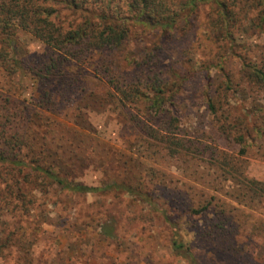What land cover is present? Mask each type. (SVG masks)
<instances>
[{
    "label": "trees",
    "instance_id": "1",
    "mask_svg": "<svg viewBox=\"0 0 264 264\" xmlns=\"http://www.w3.org/2000/svg\"><path fill=\"white\" fill-rule=\"evenodd\" d=\"M245 1L0 0V73L14 76L20 72L25 82H32L31 120L36 123L33 132L17 123L18 115L23 116L30 109L18 93L27 84L22 82L13 89L12 84L0 82V115L7 114L9 123L0 122V264H76L66 248L53 249L51 244L38 255L36 246L26 241L28 232L22 216L30 213L40 199L39 193L131 195L150 213L162 216L170 227L172 252L187 264H210V260L216 264H264V253L249 248L252 241L264 234V219L255 224L262 218L257 212L259 203L264 204V179L250 176L235 157L211 151L200 140L187 138L182 132L183 113L178 95L183 80L171 73L162 57L166 44L178 38L180 25L189 23L190 16L201 5L212 4L217 17L207 19L206 38L217 45L213 60H219L218 66L225 70L224 50L236 44V32L242 29L247 4L248 9H259L264 31V0ZM138 28L156 29L161 42L146 48L141 59H133L130 54L122 57V50ZM27 35L46 45L44 56L34 64L19 53L21 39ZM243 64L246 81L264 88V61L244 59ZM97 79L107 85L109 99L124 110L149 148L157 145L171 157L197 164L192 174L199 173L203 181L191 185L194 195L189 200L171 199L176 210L181 208L179 216L164 208L160 197L144 186L117 180L89 185L71 178L60 167L64 152L60 146H52L55 141L48 137V124L63 119L61 116L68 111L61 110L63 103L86 94L87 83ZM81 95L80 100L84 98ZM211 107L215 109L213 102ZM235 139L245 142L244 133ZM245 152L242 147L240 154ZM222 176L230 182L227 188L217 180ZM183 217L188 222L208 220L201 229L191 225V242L186 241L181 227ZM105 220L99 217L95 223L105 228L108 246H122L114 227L105 225ZM245 225L249 228L244 231L248 243H242L239 236ZM200 249L204 250L205 261L200 259Z\"/></svg>",
    "mask_w": 264,
    "mask_h": 264
},
{
    "label": "rangeland",
    "instance_id": "2",
    "mask_svg": "<svg viewBox=\"0 0 264 264\" xmlns=\"http://www.w3.org/2000/svg\"><path fill=\"white\" fill-rule=\"evenodd\" d=\"M247 5L242 29L236 32V44L234 42L224 50L227 55L225 70L218 66L219 60H213L217 45L206 38L207 19L217 17L212 4L201 5L190 16L189 23L180 25L178 38L166 44L162 57L164 65L172 69L171 73L183 80L178 95L183 113L182 132L187 138L200 140L211 151L235 157L236 163L245 167L250 176L264 179V88L249 84L243 77L244 59L264 61V31L260 27L259 9H248ZM21 42L19 53L22 58L34 64L44 56L46 45L33 36H24ZM160 42V33L156 29L138 28L122 50V57L130 54L133 59H141L146 48ZM3 74L0 73V82L12 84L13 89L22 82L27 84V88L18 93L22 94L21 102L30 109H26L23 116L18 115L17 123L33 132L36 123L31 120L34 112L32 82H25V76L20 72L14 76ZM229 78L232 79L230 84ZM87 88L82 100L79 94L75 100L63 103L61 110H68L61 116L63 119L57 118L58 122L48 124L51 129L48 137L55 141L52 146L57 145L56 149L60 146L64 152L60 167L71 178L89 185L117 180L144 186L160 197L164 208L179 216L181 208L176 210L171 199L189 200L194 195L191 185L203 181L199 173L192 174L197 164L171 157L163 147L149 148L124 110L109 99L107 85L97 79L88 82ZM1 114L0 122L9 124L5 118L7 114ZM242 133L245 142L239 143L235 136ZM242 147L246 148L245 155L240 154ZM217 180L226 188L230 184L225 176ZM39 194L40 199L31 207L30 213L22 216V224L28 232L26 241L36 246L38 255L52 244L53 249H68L76 264H187L172 252L170 227L162 216L150 213L143 204L133 201L131 195ZM44 201L47 204L40 206L39 203ZM257 213L262 218L255 224L264 219L263 203H259ZM99 217L108 220L105 225L114 227L122 246H108L105 228L95 223ZM188 221L185 217L180 218L186 241L191 242L194 238L191 225L201 229L208 220ZM248 229L245 225L240 230L242 243H248L249 238L244 232ZM43 230L47 231L46 235L42 234ZM56 235L60 238L54 239ZM260 235L261 238L252 241L249 248L264 253V234ZM203 252L200 249L198 253L205 261ZM209 263L217 262L210 260Z\"/></svg>",
    "mask_w": 264,
    "mask_h": 264
}]
</instances>
